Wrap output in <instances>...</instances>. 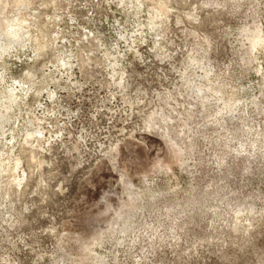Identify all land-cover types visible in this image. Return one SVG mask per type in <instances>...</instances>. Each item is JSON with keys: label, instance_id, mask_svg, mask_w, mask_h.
<instances>
[{"label": "rangeland", "instance_id": "obj_1", "mask_svg": "<svg viewBox=\"0 0 264 264\" xmlns=\"http://www.w3.org/2000/svg\"><path fill=\"white\" fill-rule=\"evenodd\" d=\"M0 264H264V0H0Z\"/></svg>", "mask_w": 264, "mask_h": 264}, {"label": "bare ground", "instance_id": "obj_2", "mask_svg": "<svg viewBox=\"0 0 264 264\" xmlns=\"http://www.w3.org/2000/svg\"><path fill=\"white\" fill-rule=\"evenodd\" d=\"M16 26H18V24ZM2 29H3V32H4V34L1 35L2 37H4L5 35H6V37H10V35H12V34L13 35H16V36L19 35V30H16L17 27H15V25H13L12 23H10L9 20L3 25V28ZM9 29H11V30H9ZM3 46H5V45H3ZM18 163H19V161H18Z\"/></svg>", "mask_w": 264, "mask_h": 264}]
</instances>
